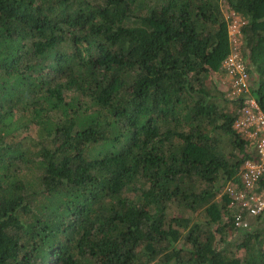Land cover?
<instances>
[{
	"label": "trees",
	"instance_id": "obj_1",
	"mask_svg": "<svg viewBox=\"0 0 264 264\" xmlns=\"http://www.w3.org/2000/svg\"><path fill=\"white\" fill-rule=\"evenodd\" d=\"M225 1L264 111V0ZM229 52L221 0H0V264H264Z\"/></svg>",
	"mask_w": 264,
	"mask_h": 264
},
{
	"label": "built area",
	"instance_id": "obj_2",
	"mask_svg": "<svg viewBox=\"0 0 264 264\" xmlns=\"http://www.w3.org/2000/svg\"><path fill=\"white\" fill-rule=\"evenodd\" d=\"M235 14L234 11L231 12ZM242 22H244L242 20ZM240 27L238 30L241 38ZM230 52L222 61L221 69L227 75L228 95L243 94L242 105L236 112L233 126L245 136L254 147V156L247 158L238 170V179L229 180L223 187L236 205L235 224L239 228L248 227L246 215L264 212V111L249 93L247 66L242 49L235 36L230 33Z\"/></svg>",
	"mask_w": 264,
	"mask_h": 264
},
{
	"label": "rangeland",
	"instance_id": "obj_3",
	"mask_svg": "<svg viewBox=\"0 0 264 264\" xmlns=\"http://www.w3.org/2000/svg\"><path fill=\"white\" fill-rule=\"evenodd\" d=\"M221 8H222V11L224 13L225 18L228 20V30L230 31V33H232L233 36H235L237 38L238 43L242 49V46H243L242 37L240 38L239 34H238L239 27H241V25L243 23L242 17L236 13L232 14L231 13L232 10L227 6V3L225 0H221ZM217 74H219L221 81L228 83L227 82V75L223 70H221V72L217 73ZM242 230L243 229H241V228L238 229V231L234 235L231 236V239H233L235 236H237L239 238L242 237L243 236Z\"/></svg>",
	"mask_w": 264,
	"mask_h": 264
}]
</instances>
